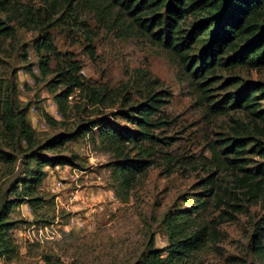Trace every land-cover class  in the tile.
Wrapping results in <instances>:
<instances>
[{"label": "rangeland", "instance_id": "obj_1", "mask_svg": "<svg viewBox=\"0 0 264 264\" xmlns=\"http://www.w3.org/2000/svg\"><path fill=\"white\" fill-rule=\"evenodd\" d=\"M111 3L0 0V21L11 29L9 38L0 36V151L12 158L0 162V208L22 191L14 187L26 170L28 148L17 130L12 134L8 130L5 109L13 108L14 114L28 109L39 146L57 134L73 132L82 123L127 110L163 91L170 95L165 109L170 127L164 136L175 139L174 146L166 150L171 157L158 156L126 190L120 186L124 177L117 176L111 165L136 158L137 152L104 143L97 130L48 153L72 158L74 165L46 167L37 206L14 207L11 221L18 225L12 235L20 254L10 262L0 257V264H136L151 246L162 249L168 245L165 219L196 207L195 198L201 197L205 190L201 188L211 177L216 192L222 189V203L216 195L206 197L208 209L195 215L210 237L188 264H264V251L253 244L256 229L262 226L263 203L251 198L248 189L236 181L242 177L239 169L218 161L210 151L214 144L246 142L247 153L240 156L238 166L264 170V155L258 154L264 151V120L241 109L220 114L210 110L209 100L190 86L181 58L137 34L132 19ZM46 36L58 53L70 54L80 63V75L90 87L69 100L65 117L55 100L62 87L51 84L58 69L56 57L53 51L39 48ZM40 57L48 59L47 76L40 69ZM215 79L210 99L221 102L243 84L264 86V67L222 69ZM232 80H239L237 86L229 85ZM257 97L264 116V98ZM116 120L128 127L122 119ZM58 182L63 183L59 189ZM33 224L37 228L54 225L61 238L41 240L30 231Z\"/></svg>", "mask_w": 264, "mask_h": 264}, {"label": "trees", "instance_id": "obj_2", "mask_svg": "<svg viewBox=\"0 0 264 264\" xmlns=\"http://www.w3.org/2000/svg\"><path fill=\"white\" fill-rule=\"evenodd\" d=\"M111 1V5L117 6L132 19L138 27L137 34L149 37L151 41L174 51L181 58L190 86L196 93L201 92L203 99L209 100L210 110L220 114L241 109L264 120L257 102L258 95L264 98V86L261 84H243L221 102L210 99L209 95L211 87L217 83L216 79L212 80L217 71L264 67V0ZM132 27L134 25H130ZM10 30L6 23L0 21V36L9 38ZM39 48L53 51L56 57L58 69L51 84L55 88L62 87L55 100L65 117L69 98L77 90H88L89 84L80 75V63L70 54L58 53L47 36ZM198 48L200 51L195 54ZM48 63V59L40 57V69L44 76L50 72ZM237 83L239 80L229 81L230 86H237ZM169 103L170 95L163 91L157 92L127 110H119L95 121L82 123L75 131L57 134L39 146H36V131L28 118V109L17 114H14L13 108L5 109L4 120L8 130L11 134L17 130L19 138L27 144L28 151L24 155L26 170L14 187L17 190L21 188L22 191L13 200L2 203L0 208V257L8 262L19 258V249L12 235L18 222L11 221V214L14 207L24 204L35 207L40 202L37 193L47 176L45 168L74 165L72 158L51 157L48 153H53L70 142L86 138L97 130L98 137L104 143L127 146L132 152H137L136 158H124L111 165L117 176L124 177L120 186L129 190L136 181V176L153 166L157 158L162 155L171 157L166 150L174 146L175 139L164 136L170 127L165 119V109ZM46 117L53 122L52 118ZM117 118L122 119L128 127L116 120ZM262 134L264 135V130ZM214 145H211L210 151L216 159L220 162L225 160L234 165L235 170L239 169L242 177L237 176L236 181L248 189L251 198L262 201L264 207V170L255 171L237 164L241 161L240 156L247 153L249 144L233 140L225 146ZM262 150L258 154L264 155ZM229 156L236 158L231 159ZM10 159L12 158L8 153L0 151V162L7 163ZM172 162L173 158L168 159L169 164ZM208 186L211 189L206 190ZM201 189L205 190L201 197L195 198L196 207L170 214L165 219L168 245L162 249L151 246L136 264H188L194 254L205 248L210 235L203 221H198L196 216L202 210L208 209L209 201L206 197L212 198L216 195L219 205L222 203V189H219V193L216 192L212 177L205 180ZM260 224L262 226L256 229L253 236V244L263 252L264 217Z\"/></svg>", "mask_w": 264, "mask_h": 264}, {"label": "built area", "instance_id": "obj_3", "mask_svg": "<svg viewBox=\"0 0 264 264\" xmlns=\"http://www.w3.org/2000/svg\"><path fill=\"white\" fill-rule=\"evenodd\" d=\"M77 91H80V90H77ZM75 91L72 96L69 98V100H72L75 93L77 92ZM57 113V111H56ZM88 148V152H91V147L90 146H87ZM63 186V183L62 182H58L57 183V188H61ZM60 197H57V201L60 202ZM82 228H84V225H82ZM30 231L33 233V235H35V233H37L40 237L41 240H43V237L46 239V240H57V239H60L61 236H60V230L58 228L55 229V226L52 225L51 227L49 226H45V227H42V228H37V225L36 224H33L31 226V229ZM46 234V236H45ZM38 240V239H37ZM43 243V242H42Z\"/></svg>", "mask_w": 264, "mask_h": 264}]
</instances>
